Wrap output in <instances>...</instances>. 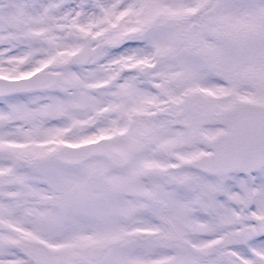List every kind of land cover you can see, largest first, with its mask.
<instances>
[{
	"label": "snow or ice",
	"instance_id": "1",
	"mask_svg": "<svg viewBox=\"0 0 264 264\" xmlns=\"http://www.w3.org/2000/svg\"><path fill=\"white\" fill-rule=\"evenodd\" d=\"M0 264H264V0H0Z\"/></svg>",
	"mask_w": 264,
	"mask_h": 264
}]
</instances>
